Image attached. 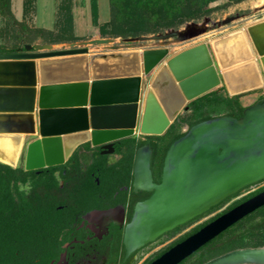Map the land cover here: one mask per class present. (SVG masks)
Here are the masks:
<instances>
[{
    "label": "water",
    "instance_id": "1",
    "mask_svg": "<svg viewBox=\"0 0 264 264\" xmlns=\"http://www.w3.org/2000/svg\"><path fill=\"white\" fill-rule=\"evenodd\" d=\"M260 24L263 22L248 26L246 34L257 53L264 79V43H259V39L250 33ZM174 35L153 36L152 39ZM228 35H238V47L226 46L225 37ZM228 35L215 39L223 46L221 62L215 59L212 48L215 40H212L208 46L200 44L176 54L155 72L144 94L137 135L146 139L162 135L189 101L218 89L221 83L226 95L234 98L262 86L263 80L251 61L243 34ZM107 43L110 40L92 39L62 49L48 44H32L24 45L23 52L0 54V164L12 168L22 166L27 171L62 164L70 156L74 147L64 153V160L28 167V151L35 143L27 145L25 153H19L23 135L27 137L35 133L34 61L82 55L87 53L89 45ZM163 53L164 50H152L148 55H155V58L147 67L153 66ZM230 74L237 75V82L246 81L242 75L247 74L255 84L229 91L227 78ZM133 88L136 91V86ZM132 135L131 131L114 135L100 148L111 152L114 141ZM5 142H8L7 148ZM150 156L147 146L136 149L134 154L132 188L150 194L134 205L130 219L123 227L124 259L245 188L264 181V100L244 106L238 119L217 116L184 127L182 135L173 140L164 153L157 184L151 181ZM263 205L264 190L217 216L149 264H178ZM100 215L104 214H91V217ZM203 264H264V249L231 251Z\"/></svg>",
    "mask_w": 264,
    "mask_h": 264
},
{
    "label": "flooded vegetation",
    "instance_id": "2",
    "mask_svg": "<svg viewBox=\"0 0 264 264\" xmlns=\"http://www.w3.org/2000/svg\"><path fill=\"white\" fill-rule=\"evenodd\" d=\"M260 96L264 97L261 94L257 95L252 103L260 100L258 99ZM100 145L96 151L97 155L90 162L96 166L94 173L90 174L93 185H88L93 189L92 193L95 196L92 203L75 211L69 205L59 204L56 207H50L45 211L47 213L39 217L37 204L29 198L32 193L27 195L23 193L24 200L17 198V193H13L12 195L15 197L12 200L4 201V208L0 215V264H145L150 259H156L155 255L160 250L192 228L211 217L216 218V215H221L264 190V184L257 187L264 181L254 185L257 187L255 189L249 190L253 186L245 188L242 193L226 200L218 209L201 217L200 219H203L208 216L179 236L165 240V237L173 233L176 228L124 259L121 242L123 227L129 221L134 205L146 199L150 193L140 190L134 191L132 188V165L135 152L126 174H116L115 182L100 183L98 177L101 171L96 164L99 161H104L108 167L122 159V155L115 151L113 143L111 152H108V149L100 148ZM143 146L147 145L140 147ZM64 162H67L68 166L61 171V175H67L70 168L74 166V161L69 160V157ZM119 168V165L115 167V173L118 172ZM149 170L152 183L157 184L161 167L157 182L153 180L150 163ZM64 186V182L57 184L58 189H63ZM233 204L234 206L228 208ZM262 209H264V205L244 216L224 231L225 237H229L230 240L226 246L236 241L241 244L230 248L223 254L236 250L264 249L262 242L264 225L261 226L264 216H255V213ZM55 212H57L56 216ZM101 213L104 215L91 217V214L99 215ZM178 228H182V226ZM111 258L112 260H110Z\"/></svg>",
    "mask_w": 264,
    "mask_h": 264
},
{
    "label": "trees",
    "instance_id": "3",
    "mask_svg": "<svg viewBox=\"0 0 264 264\" xmlns=\"http://www.w3.org/2000/svg\"><path fill=\"white\" fill-rule=\"evenodd\" d=\"M210 1L211 0H110L114 8L113 16L115 21L118 25L124 27L123 34L129 36H137L143 33L153 34L163 29L175 28L185 21L198 19L206 12V9H203L202 6L208 4ZM228 1L236 3L242 0ZM91 3L92 10L94 11V0H91ZM22 42L24 43L13 48L0 47V54L23 52L24 45H31L29 41ZM258 99H264V97L260 96ZM243 109L244 106L241 105L240 100L227 96L222 86L214 91L203 94L189 101L186 104V108L177 115L162 135L156 136L153 139L132 135L114 141L113 145L115 151L122 155V159L118 163L108 167L104 161L98 162L95 160L98 162L96 165L101 171L98 181L100 183H112L116 181V174H126L130 168L135 150L142 145H147L151 151L150 168L153 174V180L157 182L162 159L167 147L173 140L182 135L180 127H190L195 123L217 116H229L238 119ZM97 150L98 146H91L89 143H82L75 147L69 156V160L74 161V166L70 168V172L68 171L67 175H61L65 185L63 189L57 188V181L53 173L59 171L61 174V171L68 166L67 162L27 171L19 166L12 168L0 164V215L4 208V201H10L15 197L12 195L13 193H17L16 197L24 200L23 193L17 192L18 188L16 184L27 183L29 180H31L32 183V194L29 198L37 204L39 217L47 213L45 211L50 207H56L59 204L69 205L75 211L83 208L86 204L92 203L95 200V196H93L92 193L93 189L88 187V185H93L90 174L94 173L96 166L93 163L90 164V162L94 156L97 155ZM117 165H119L120 168L118 172L116 171L115 173V167ZM226 200L184 226L218 209ZM232 206H234V204L228 208ZM56 215L57 212H55V216ZM261 216H264V214ZM214 218L215 217H211L207 221L184 233L164 249L160 250L155 257L160 256L170 247L193 234ZM263 225L264 220L261 222V226ZM178 229L181 228H177L174 232L178 231ZM262 231H264V228ZM228 238L229 237H225L224 231L221 232L215 239L213 238L208 241L178 264L205 263L214 253L226 246V243L230 241ZM119 256L121 257V254ZM110 260H112V258ZM151 260L152 259L145 264H149Z\"/></svg>",
    "mask_w": 264,
    "mask_h": 264
},
{
    "label": "rangeland",
    "instance_id": "4",
    "mask_svg": "<svg viewBox=\"0 0 264 264\" xmlns=\"http://www.w3.org/2000/svg\"><path fill=\"white\" fill-rule=\"evenodd\" d=\"M94 2L93 11L91 0H0V47L13 48L23 44L22 41H29L31 45L48 44L52 48L62 49L69 48V44L76 45L92 39H107L110 43L87 46V52L91 54L106 52L134 44L138 45V49L164 50L161 58L152 68L150 73L152 76L158 69L164 67L170 58L184 50L200 44L208 46L212 40L241 32L251 53V61L261 75L263 84L257 90L242 95L239 99L240 103L242 106H247L257 95H264L261 65L246 34L248 26L264 21V0H242L236 3L228 0H211L202 6L206 12L198 19L185 21L175 28L137 36L123 34L124 27L115 21L114 8L110 0H94ZM170 33L175 35L165 39H152L153 36L162 37ZM149 78L142 79V91L146 88ZM220 85L222 86V83ZM140 110L141 108L136 118L135 133ZM180 128L182 131L184 127ZM263 184H258L257 187ZM257 187H250L249 190ZM262 214L264 210L255 213V216ZM207 217L183 226L179 231L167 235L165 240L179 236ZM262 242L264 243V237ZM239 244L241 243L236 241L222 247L209 259Z\"/></svg>",
    "mask_w": 264,
    "mask_h": 264
},
{
    "label": "crops",
    "instance_id": "5",
    "mask_svg": "<svg viewBox=\"0 0 264 264\" xmlns=\"http://www.w3.org/2000/svg\"><path fill=\"white\" fill-rule=\"evenodd\" d=\"M138 48L127 45L106 52L35 60V133L23 135L19 153H25L31 143H40V152L44 142L61 148L63 141L80 136L69 148L58 149L64 160V153L72 147L100 145L122 129L137 135L136 118L155 65L146 70L145 59L152 50ZM128 61L137 66V76L126 70ZM144 77L150 78L142 91Z\"/></svg>",
    "mask_w": 264,
    "mask_h": 264
},
{
    "label": "bare ground",
    "instance_id": "6",
    "mask_svg": "<svg viewBox=\"0 0 264 264\" xmlns=\"http://www.w3.org/2000/svg\"><path fill=\"white\" fill-rule=\"evenodd\" d=\"M250 33L252 34V36L254 35V37L256 39H259V43L263 44L264 43V21H263L262 25L260 24V26H257L254 29H251ZM237 36L238 35H228L227 37H225V39L227 40L226 46L231 48L233 46H236V44H239V39ZM260 40H262V41H260ZM222 47L223 46L216 40L212 43V48L214 50L215 59L218 60V62L219 61L221 62L223 60V56L221 55V48ZM236 47H238V45ZM154 58H155V55H150L149 58L145 59V61H146L145 67H147L148 63L151 62V60L153 61ZM133 62L135 64L136 63L138 64V61L136 59H134ZM129 64H130L129 65L130 68H127L126 70H130L131 71L130 73H132V75L137 76L138 74H136V73H138V69L136 68V65H132L133 66V68H132L131 62H129ZM263 65H264V63H263ZM123 71H124V68H123ZM121 72H122V70H121ZM244 77H245L246 81L237 82V75L236 74L235 75L234 74L228 75V78H227L228 79V82H227L228 83L227 84L228 90L229 91H235V90L240 89V88H248V87L253 86L255 84L254 80L250 79L247 74H245V75L243 74L242 78H244ZM129 131L130 130H128V129H125V130L122 129V130H120L114 134L119 135V134H123V133L129 132ZM79 137L80 136L74 137V139H70L72 141H70V140H67L66 142L63 141V144H61V146H60L61 148H59L58 146H55L51 143L44 142L42 144L43 148H41L42 149L41 152L38 148V144H40V143H35L33 146L30 147V149L28 151V157H27V162H26L27 166L28 167H34V166H40V165H47V164L55 163V162L63 159V155H60L58 152L60 150H63V149L65 150V148H69V145H71L72 142L74 143L77 140H79ZM94 141H96V140L94 139ZM3 144H4V147H6V148L8 147V145H7L8 142H5ZM6 148H5V150H6V152H8ZM58 149H60V150H58ZM1 158L3 160H7L5 158V156H3V157L1 156Z\"/></svg>",
    "mask_w": 264,
    "mask_h": 264
},
{
    "label": "clouds",
    "instance_id": "7",
    "mask_svg": "<svg viewBox=\"0 0 264 264\" xmlns=\"http://www.w3.org/2000/svg\"><path fill=\"white\" fill-rule=\"evenodd\" d=\"M53 175L57 181V184L63 183V178H62L59 171L54 172ZM16 187L18 188L19 192L24 193L25 195L30 194L32 191L31 180H29L27 183H20V184L16 185Z\"/></svg>",
    "mask_w": 264,
    "mask_h": 264
}]
</instances>
